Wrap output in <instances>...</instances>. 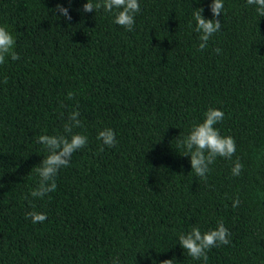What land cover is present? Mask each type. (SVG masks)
I'll list each match as a JSON object with an SVG mask.
<instances>
[{
    "label": "trees",
    "instance_id": "1",
    "mask_svg": "<svg viewBox=\"0 0 264 264\" xmlns=\"http://www.w3.org/2000/svg\"><path fill=\"white\" fill-rule=\"evenodd\" d=\"M87 2L0 0L20 56L0 65V264H204L179 235L219 221L231 242L208 250L207 264H264V17L224 0L222 28L200 51L193 13L212 19L213 0H139L133 31L114 23L115 9L84 12ZM209 108L224 111L216 127L236 152L204 179L178 145ZM76 110L87 145L55 191L32 197L48 155L38 137L68 135ZM107 128L115 147L97 139ZM32 211L47 220L33 224Z\"/></svg>",
    "mask_w": 264,
    "mask_h": 264
},
{
    "label": "clouds",
    "instance_id": "2",
    "mask_svg": "<svg viewBox=\"0 0 264 264\" xmlns=\"http://www.w3.org/2000/svg\"><path fill=\"white\" fill-rule=\"evenodd\" d=\"M71 4V0H69ZM248 5H255L259 17H264V0H247ZM212 19H206L203 15V9L193 13L196 22L195 31L200 33V51L208 46L210 37L219 32L222 28L220 17L225 5L224 0H213L211 3ZM103 8L105 12H115L114 23L123 26L128 31L134 30L135 16L141 12L139 0H97L93 3L88 0L83 5L84 12H91ZM57 10L59 14L71 21L68 8L58 4ZM191 27V22L189 24ZM16 40L6 26L0 25V65L5 64L6 57L12 60L20 59L19 54L14 50ZM217 52L220 49H216ZM8 77L5 76L3 83L7 84ZM74 94L69 92L68 99H72ZM225 113L219 108H209L205 113L203 122L194 124L190 133L184 137L178 147L182 150L184 156L190 155L192 171L198 177L207 179V174L211 171L210 165L213 164L217 157L231 159L236 152V141L232 136H224L216 127L218 122L224 119ZM80 120V112L78 110L71 112L67 122L64 124V133L68 135H41L38 137V143L44 145L48 155L42 160L38 167L35 168L36 173L40 177L39 185L32 189L30 195L32 197L43 198L46 194L56 190V178L61 168L70 165L72 155L78 150L84 148L88 143V137L81 133H75L73 130L83 127ZM98 140L102 141L103 146L115 147L118 144L116 133L113 129L107 128L99 131ZM103 146L101 151H103ZM243 170V164L236 160L232 167V175L239 176ZM240 200L236 198L232 207L235 209L239 206ZM26 218H31L33 224L42 223L47 220V214L43 212H27ZM231 232L222 221L218 222V227L213 230L202 233L199 227H192L187 234L179 235V244L187 251V254L196 260H203L207 264V251L220 245L230 244L229 237ZM112 264H119V257L113 259ZM160 264H174L173 259H166Z\"/></svg>",
    "mask_w": 264,
    "mask_h": 264
}]
</instances>
